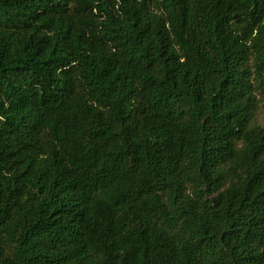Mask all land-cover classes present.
Segmentation results:
<instances>
[{"label": "trees", "instance_id": "1", "mask_svg": "<svg viewBox=\"0 0 264 264\" xmlns=\"http://www.w3.org/2000/svg\"><path fill=\"white\" fill-rule=\"evenodd\" d=\"M264 0H0V264H264Z\"/></svg>", "mask_w": 264, "mask_h": 264}, {"label": "rangeland", "instance_id": "2", "mask_svg": "<svg viewBox=\"0 0 264 264\" xmlns=\"http://www.w3.org/2000/svg\"><path fill=\"white\" fill-rule=\"evenodd\" d=\"M258 109L255 114L254 122L259 125H264V92L258 94Z\"/></svg>", "mask_w": 264, "mask_h": 264}]
</instances>
